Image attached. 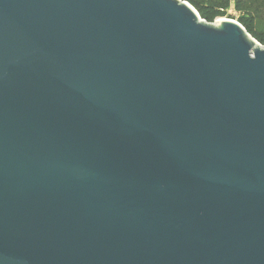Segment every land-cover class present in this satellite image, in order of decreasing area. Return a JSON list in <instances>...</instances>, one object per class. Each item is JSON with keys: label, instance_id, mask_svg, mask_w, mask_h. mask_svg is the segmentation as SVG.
<instances>
[{"label": "water", "instance_id": "1", "mask_svg": "<svg viewBox=\"0 0 264 264\" xmlns=\"http://www.w3.org/2000/svg\"><path fill=\"white\" fill-rule=\"evenodd\" d=\"M0 264H264V45L182 0H0Z\"/></svg>", "mask_w": 264, "mask_h": 264}, {"label": "rangeland", "instance_id": "2", "mask_svg": "<svg viewBox=\"0 0 264 264\" xmlns=\"http://www.w3.org/2000/svg\"><path fill=\"white\" fill-rule=\"evenodd\" d=\"M189 3L199 13L202 20L206 22H215L221 19H230L240 23L244 28L243 21L253 20V28L255 35L248 32V34L260 45H264V9H254L256 4H253V8L248 7L246 0H182ZM240 3V6L237 4ZM213 8L217 11V15L208 20L201 16V8ZM253 16V17H252ZM246 29V28H245ZM247 31V30H246Z\"/></svg>", "mask_w": 264, "mask_h": 264}, {"label": "trees", "instance_id": "3", "mask_svg": "<svg viewBox=\"0 0 264 264\" xmlns=\"http://www.w3.org/2000/svg\"><path fill=\"white\" fill-rule=\"evenodd\" d=\"M246 1L249 4L248 5L249 8H253V4H256V7L254 8L256 11H257V8H260V7H262L261 9H264V0H246ZM237 6H240V3H238ZM200 13L202 17L208 20H212L217 15V11L215 9L206 8V7L201 8ZM243 25L245 26L247 32L256 36L254 28H253V20L243 21Z\"/></svg>", "mask_w": 264, "mask_h": 264}]
</instances>
